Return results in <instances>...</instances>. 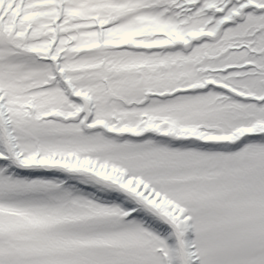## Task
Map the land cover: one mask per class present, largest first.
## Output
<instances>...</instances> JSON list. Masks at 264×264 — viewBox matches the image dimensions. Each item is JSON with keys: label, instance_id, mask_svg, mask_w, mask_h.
<instances>
[{"label": "snow or ice", "instance_id": "1", "mask_svg": "<svg viewBox=\"0 0 264 264\" xmlns=\"http://www.w3.org/2000/svg\"><path fill=\"white\" fill-rule=\"evenodd\" d=\"M0 264H264V0H0Z\"/></svg>", "mask_w": 264, "mask_h": 264}]
</instances>
